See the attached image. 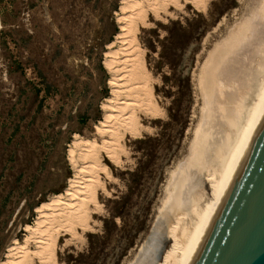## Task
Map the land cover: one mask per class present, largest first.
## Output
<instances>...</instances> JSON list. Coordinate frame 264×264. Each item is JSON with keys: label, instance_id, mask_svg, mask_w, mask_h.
Returning <instances> with one entry per match:
<instances>
[{"label": "rangeland", "instance_id": "1", "mask_svg": "<svg viewBox=\"0 0 264 264\" xmlns=\"http://www.w3.org/2000/svg\"><path fill=\"white\" fill-rule=\"evenodd\" d=\"M122 1L0 0V264L24 245L36 208L68 187L73 137L97 138L103 103L114 99L102 60L119 32ZM255 5L179 0L158 19L148 15L137 37L156 115H142L143 131L125 136L118 166L103 158L111 176L101 207L88 227L58 236L57 264H134L152 242L160 202L200 116L204 63Z\"/></svg>", "mask_w": 264, "mask_h": 264}, {"label": "bare ground", "instance_id": "2", "mask_svg": "<svg viewBox=\"0 0 264 264\" xmlns=\"http://www.w3.org/2000/svg\"><path fill=\"white\" fill-rule=\"evenodd\" d=\"M178 4L120 3L119 32L102 60L114 99L103 103L97 138L73 137L66 154L73 174L68 187L36 208L34 222L25 226L24 245L12 247L3 264H57L58 236L88 227L111 176L103 158L118 166L125 136L140 134L141 116L151 117L157 109L139 27L150 25L148 15L158 19L160 10ZM253 8L208 54L199 78L202 106L188 155L168 181L152 242L142 247L134 264H191L264 118V0H256ZM168 240L173 243L165 251Z\"/></svg>", "mask_w": 264, "mask_h": 264}, {"label": "water", "instance_id": "3", "mask_svg": "<svg viewBox=\"0 0 264 264\" xmlns=\"http://www.w3.org/2000/svg\"><path fill=\"white\" fill-rule=\"evenodd\" d=\"M191 264H264V118Z\"/></svg>", "mask_w": 264, "mask_h": 264}]
</instances>
